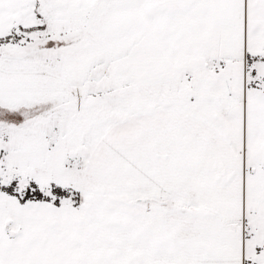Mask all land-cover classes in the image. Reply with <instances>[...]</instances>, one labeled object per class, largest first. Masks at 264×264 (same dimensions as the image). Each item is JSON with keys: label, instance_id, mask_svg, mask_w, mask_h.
<instances>
[{"label": "snow or ice", "instance_id": "obj_1", "mask_svg": "<svg viewBox=\"0 0 264 264\" xmlns=\"http://www.w3.org/2000/svg\"><path fill=\"white\" fill-rule=\"evenodd\" d=\"M0 264H264V0H0Z\"/></svg>", "mask_w": 264, "mask_h": 264}]
</instances>
